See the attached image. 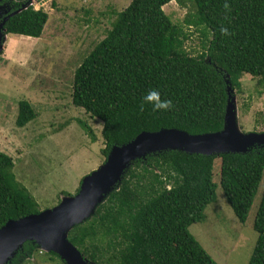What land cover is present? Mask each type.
<instances>
[{"label":"trees","instance_id":"trees-1","mask_svg":"<svg viewBox=\"0 0 264 264\" xmlns=\"http://www.w3.org/2000/svg\"><path fill=\"white\" fill-rule=\"evenodd\" d=\"M171 1L190 5L181 24L173 23L162 9ZM33 3L0 0V10L6 14L24 7L6 19V34L40 36L48 15ZM187 28L201 34L195 55L184 46ZM246 74L263 84L264 0H131L73 71L70 100L101 122V152L106 158L112 145H122L142 131L220 130L225 79L239 92L240 78ZM150 89L157 90L161 100H170L172 107L153 111L142 101ZM34 116L28 102L18 103L17 126L23 127ZM13 165L11 157L0 152V227L7 220L41 211L15 178ZM263 170L260 146L245 153L210 156L176 150L148 154L131 163L94 213L69 229L67 240L89 264H216L188 227L203 220L217 187L243 223ZM252 229L257 237L247 264H264V181ZM39 249L27 240L6 264H23Z\"/></svg>","mask_w":264,"mask_h":264},{"label":"rangeland","instance_id":"rangeland-1","mask_svg":"<svg viewBox=\"0 0 264 264\" xmlns=\"http://www.w3.org/2000/svg\"><path fill=\"white\" fill-rule=\"evenodd\" d=\"M131 0H35L33 7L48 15L38 38L6 34L0 51V152L13 161L12 172L31 193L39 210L55 206L62 194L73 195L82 177L104 162L101 122L70 100L75 68L97 44ZM171 1L162 7L181 24L190 5ZM191 9V8H190ZM88 21L85 23V20ZM184 46L190 54L200 50L199 30L187 28ZM234 91L236 121L246 132L264 131V82L243 75ZM28 102L35 116L17 126L18 103ZM50 106L47 107V106ZM91 131V134L88 130ZM218 164L213 163L217 182ZM258 191L243 223L227 204L221 188L204 218L188 227L216 264H247L257 234L252 229L259 202ZM40 247L23 264H60ZM62 264V263H61Z\"/></svg>","mask_w":264,"mask_h":264},{"label":"water","instance_id":"water-1","mask_svg":"<svg viewBox=\"0 0 264 264\" xmlns=\"http://www.w3.org/2000/svg\"><path fill=\"white\" fill-rule=\"evenodd\" d=\"M22 8L8 14L6 10H0V51L6 38L4 22ZM225 83L226 102L220 130L190 134L177 128H161L142 131L122 145H112L104 162L82 177L75 194L62 196L55 206L39 213L7 220L0 227V264H6L27 240L34 241L47 252L56 253L65 264H89L67 240V232L94 213L97 205L120 183L123 173L136 159L166 150L210 156L245 153L255 146L264 148V131H241L236 121L234 91L227 79Z\"/></svg>","mask_w":264,"mask_h":264},{"label":"clouds","instance_id":"clouds-1","mask_svg":"<svg viewBox=\"0 0 264 264\" xmlns=\"http://www.w3.org/2000/svg\"><path fill=\"white\" fill-rule=\"evenodd\" d=\"M227 7V5H225ZM222 32L226 33L225 29H221ZM142 101L144 103H148L151 105L153 111L157 110H167L172 107V102L170 100L160 99V93L155 89H150L143 97ZM143 107V103L141 104V108Z\"/></svg>","mask_w":264,"mask_h":264}]
</instances>
